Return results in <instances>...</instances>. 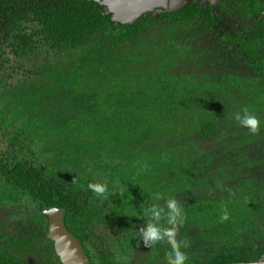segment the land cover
Listing matches in <instances>:
<instances>
[{
    "label": "trees",
    "instance_id": "trees-1",
    "mask_svg": "<svg viewBox=\"0 0 264 264\" xmlns=\"http://www.w3.org/2000/svg\"><path fill=\"white\" fill-rule=\"evenodd\" d=\"M186 13L188 11L182 9L170 16L174 21L191 22L190 19H183ZM196 21L201 24L199 20ZM138 22V25H118L116 30L111 15L93 0H0V94L7 91L16 79H20L19 75H30L31 71H27L25 65V60L30 57L42 54L47 60L53 61L65 57L70 62V69L64 75L58 74L57 82L66 84L84 79V83H81L83 80L79 82L82 84L79 91L82 98L77 101V105L84 101V108L87 109L90 107L86 103L101 100V104H91L93 111L102 105H109L107 107L114 110V147L119 151L116 153L114 148L113 170H104L101 179L97 178V174L102 169L95 167L87 171L81 168L83 172L62 177L49 170L38 150L26 144L19 132L10 133L0 126V202L5 198L7 202L20 203L23 210L26 208L28 211L23 217L20 232H14L12 236L6 234V242L13 241L17 247H22L23 253L35 248V251H30L34 253L30 257L31 261L38 262L44 257L42 255H49L51 260L56 261L55 264H59L53 254L51 241L45 237L47 222L41 212L43 205L65 210V224L80 239L91 264H133V252L145 246L138 232L144 223L134 226L130 219L127 220L128 215L119 219L113 228L111 220L105 223L108 226L101 225L99 218H103L112 200L117 202L114 208L116 215L128 210L130 200L148 198L150 206L156 203L161 205L162 201H156L155 195L171 194L165 200L175 198L184 206L183 213H187L189 218L196 217L199 223L214 222L206 211L214 210V201H209L208 195L204 198L201 195L209 190L217 192L223 189L225 185L222 186V183L226 181L223 175L226 172L221 169L219 174L222 175L214 176L215 180L211 174L197 176L202 169L196 160L189 159L192 153L186 144L189 140L183 137V142H180L178 137V131L184 124L176 122L180 113L191 105H197L199 111L205 112L207 122L200 128V133L209 136L212 129L219 126L215 122L216 118H222L226 126L223 138L228 139L227 133L234 137L228 139L229 143L237 141L236 138L239 141L250 133H246L244 127L234 119L236 113L243 115L241 110L247 108L261 120L260 129L255 135L264 151V97L243 93L241 88L238 94L225 89L227 97L221 100L214 98L215 107L211 109L210 100L199 95L198 85L190 88L192 84L184 86L175 79L171 83L170 77L164 79V72L152 76L145 70L139 72L137 64L148 57L138 54L134 47L143 46L140 33L147 32L149 25H145L144 18ZM132 44V50H128L130 48L127 46ZM250 47L255 49L247 55L251 59V67L264 80V53L258 51L261 49L259 46ZM144 49V46L141 47V53L146 52ZM87 78L89 81L85 86ZM233 80L231 78L230 82H235ZM90 84L93 86L89 88ZM253 86L264 92V82H253ZM186 87L188 91H185ZM250 94L252 100L249 99ZM152 101H156V105L148 106ZM138 110L142 118L140 124L137 118H132V113ZM97 114L91 112V116ZM155 115L162 117L161 123L152 122ZM124 123L129 126L125 133ZM117 143L125 146L124 149L118 147ZM76 147L74 145L71 154L79 151ZM64 151L62 149L57 156L63 157ZM111 163L112 159L108 160L107 167ZM239 174L235 170L227 178H237L238 190H227L221 195L222 201L216 204L220 205L219 219L225 209L231 214L228 227L247 219L246 213H255L243 207L241 211L239 203L242 200L264 198V192L262 196L259 195L252 189L256 187L254 183L246 178L239 179ZM97 181H107V199L96 196L88 189L90 183ZM248 189L252 190L248 192L249 196L241 195ZM191 195L198 197L196 209L190 200ZM241 213L244 214L242 219ZM105 219L107 221L104 217L103 223ZM221 223L224 226V221ZM215 224L220 226L218 222ZM222 232L221 237L224 239V230ZM250 238V242L242 244L234 239L231 243L224 241L214 251L199 256L198 264H261L259 256L264 249V240L257 239L256 234ZM152 249L163 258L171 251L167 243H159ZM0 264H15V259L13 256L1 255Z\"/></svg>",
    "mask_w": 264,
    "mask_h": 264
},
{
    "label": "rangeland",
    "instance_id": "rangeland-1",
    "mask_svg": "<svg viewBox=\"0 0 264 264\" xmlns=\"http://www.w3.org/2000/svg\"><path fill=\"white\" fill-rule=\"evenodd\" d=\"M156 42L154 44H159L158 41ZM152 47L147 52L149 54L148 60L140 61L136 66L139 72L145 70L150 76L158 73L164 62L169 63L170 60L176 62V59H173V57H171L172 59L166 58L162 49H160L156 56L155 51L158 48ZM161 48L167 50L165 46ZM169 50L172 53L176 52V49L173 47H170ZM136 52L139 53V50ZM25 65L27 71H31L30 75L27 78L19 75L20 79H16L7 91L0 94V126H4L10 133L18 131L20 134L22 133L28 140V145L35 151L38 150L40 156L49 161L46 164L47 167L62 177L76 172H83L82 169L87 171V169H91L92 167L102 169L97 174L100 176H102L104 170L112 171L114 166V148L116 153L119 152L118 148L114 147V110L107 107L109 105H102L98 110L93 111L91 104H101V100H93L86 103L90 107L87 109L84 108V101L77 105V101L82 98L79 94L82 84L80 85L79 82L83 80L81 83H84V79H81L79 82H66V84H61L56 80L60 76L58 74L64 75L69 72L70 62L65 57H62L59 61H53L47 60L41 54L25 60ZM186 66L189 78L180 84L184 86L188 83L195 85L202 84L199 95L204 99H209L210 108L213 109L215 107L213 104L214 98L211 99V97H215L216 92L214 88L217 87V84L214 82L218 80L214 76L216 75L215 72L210 70L206 65L201 67ZM218 72L216 71V73ZM225 73L227 75L242 74L233 70ZM166 76L167 78L170 77L177 80L176 73L165 74V80L167 79ZM88 81L87 78L85 86L88 85ZM217 83L220 84V81ZM92 86L90 84L89 88ZM228 86L234 94H238L239 90L237 89L243 87L241 84L239 87H235L234 83H228ZM185 91L188 90L185 89ZM217 96L218 98L222 97L221 94ZM156 103V101L149 102L148 106H154ZM70 106H72V117L70 115ZM91 112H97L98 114L91 116ZM170 114H173V112ZM204 114L205 112L198 110L197 105H191L188 110L180 113L176 119V122L184 124L182 129L178 131L180 142H183V137L189 140L186 143L192 150L189 159L196 160L202 169L201 173L197 174V176H209V174L212 177L213 175L219 176L221 169L226 172L225 174L228 177L235 170L254 176L258 174V166L262 165L259 161H262L263 157V153L260 152L257 146L258 137L248 133L244 135V138H240L239 141L236 138L237 141L229 143L228 139H233L234 137L230 133H227L228 139L223 138L226 133L224 131L226 130V126L223 124L224 119L222 118H216L215 122L219 126L213 128L209 136L202 135L199 130L207 122ZM132 115L133 119L137 118L136 121L139 124L142 122L139 110L134 111ZM161 119V116L155 115L152 122L158 124L161 123ZM128 127L124 123V133L127 132L126 129ZM243 129L246 130V133L249 132L247 128L244 127ZM243 129L242 131H244ZM74 145H77L76 149L79 151L71 154L74 152ZM117 146L123 147L119 143H117ZM62 149L65 150L64 156H57ZM90 149L92 152H90ZM110 159H112V163L107 167L106 164ZM74 163H78V165ZM224 167L227 169L225 170ZM89 172L97 173V171ZM233 184V186H236L237 178H235ZM213 192L209 190L201 196L204 198L208 195L209 201L216 202L215 208L219 209L220 205L216 206V204L222 201L221 195L225 191L217 190V192ZM164 196L162 195L163 198ZM140 202L142 203L133 205L130 200L128 202V210L126 209L121 214L115 215L114 227L118 219L126 216L125 212H128V214L132 212L135 216L145 212L143 209L149 205L150 199H144ZM214 213L217 214L218 212ZM186 217L188 216L184 217V223L179 229L177 239L183 240L186 237L195 235L200 244H212L216 241L215 239H217L219 234L218 229L221 230V226L218 227L213 223H198V229L195 231L194 222L196 220Z\"/></svg>",
    "mask_w": 264,
    "mask_h": 264
},
{
    "label": "flooded vegetation",
    "instance_id": "flooded-vegetation-1",
    "mask_svg": "<svg viewBox=\"0 0 264 264\" xmlns=\"http://www.w3.org/2000/svg\"><path fill=\"white\" fill-rule=\"evenodd\" d=\"M182 9L188 11V13H186L185 15V18L183 19L184 20L190 19L191 22L174 21L171 18L170 16L171 13L180 11ZM141 18L145 19V25H149V27L147 32L142 31V33H140V39H141L140 42L146 48L144 49L146 52L141 53V47L143 46L141 47L135 46L134 48H137L136 50H139L140 52L138 54H143L149 58V54H147V52L149 51L150 47L153 46L152 48H158L155 51L156 56L158 55L160 49H162V52L166 58L169 57L170 59H172L171 57H173V59H176V62H172V60H170L169 63L164 62L160 68L159 74L160 73L162 74V72H164V74L176 73L177 80L175 78L173 79H175L176 82L181 81L182 83L184 80L189 78V73L186 72L187 70L186 65H190L192 67L193 66L201 67L206 65L210 70L215 72L216 75L214 76L218 79L217 82L220 81V84L214 82L215 84H217L216 88L213 87L216 93H215V97H211V99L216 98L218 100H221V98L226 96V93L224 91L225 89L231 91L228 86V83H231L230 82L231 78H233L234 79L233 81H235L233 82L235 87H239L237 86L238 84L239 85L241 84L243 86L241 88L242 90H240L241 92L251 93L254 95L258 94L264 97V92L260 91L261 88H257L253 86V82H255V84L259 82L262 83L264 82V80H262L259 74L252 69L250 64L251 59L247 56L248 54L254 52L255 50L252 47H250V45L259 46L261 49H258V51L264 53V51L262 50V48L264 49V0H186L184 6L180 7L176 11H162V10L159 11L158 8H156L153 11H148L144 13L134 24H120L114 22V27L117 30L118 25H138L140 23L138 21ZM196 20H199L201 24H198ZM139 27L142 30V26L140 25ZM156 41H158L159 44H154V42L157 43ZM133 46L134 44L127 46L128 48H130L128 50H132L131 48H133ZM163 46H165L167 50L161 48ZM226 46H228V48H226ZM170 47L175 48L176 52L175 53L170 52L169 50ZM241 54L244 55L237 56ZM148 58L140 61H146L148 60ZM230 70L238 71L241 72L242 74L227 75L225 72H229ZM216 71L219 72L216 73ZM173 79L170 80L171 83ZM189 84L191 83H188L187 85ZM194 85L195 84H192L190 88H192ZM198 85H199L198 87L201 90L202 84H198ZM218 94H221L222 97L218 98L217 96ZM251 94L249 98L250 100H252ZM20 135H22V133ZM22 137L26 141V144H28L27 142L28 140L26 139V137H24L23 135ZM257 146L260 152L263 153V157L261 159L262 161H259L262 163V165L260 167L258 166V170H259L258 174L254 176L247 173L243 174L240 172L239 179L246 178L252 181V184L254 183V185L256 186L255 188L252 189L254 191H257L259 195L262 196L261 193L264 192V151L262 149L261 143L258 142ZM41 159L44 160L43 163L45 162L47 164L49 162L43 159L42 157ZM94 173L96 174V172ZM221 175L222 174H219V176L216 177H220ZM223 176L226 181L222 183V186L224 185L225 186L221 190H224L225 193L229 189H232L234 190V192H236L239 188L237 184H236L237 187L232 186L230 188V186L233 184L235 179H231V180L230 178L227 179L228 176L226 174H224ZM97 178L101 179V176L99 175ZM213 179L215 180L214 175H213ZM251 191L249 189L244 190L241 195L249 196V193H251ZM169 196L170 195L167 194L164 196V198L161 200L162 201L161 206L165 205L166 203L165 199ZM190 197H191L190 200L192 201V205L195 207V209L198 208V202H195L196 200H198V197L194 195H191ZM252 198L255 199L256 201L242 200L241 203H239L241 207L240 210L242 211V207L249 208L253 210L256 214L246 213L248 218L245 220H240V222L239 223L237 222V224L233 227L231 226L228 227V225H230L231 223L230 213H229V219L225 220L224 226H222L221 218L220 219L218 218L219 214L214 213L216 212L215 211L216 202H213L214 210L212 212L210 210H206L207 214L210 215L211 219L214 221L209 223L210 224L213 223L215 225V222H218L222 228L221 230L218 229L219 232L218 237L217 239H215L216 241L212 244L211 243L200 244L199 241L196 239L195 235L184 238L183 240H187L189 245L187 248L182 249L188 255V260L186 261V264H198L199 256H205L206 254H208V252L214 251L216 247L224 243V241L231 243L232 240L234 239L240 242V244H242L244 242H250L252 239L250 237H253L255 234L256 236H258L257 239H261L263 241L264 240V210H263L264 206L262 205V203L264 202L263 200L264 198L262 199H258L256 197H252ZM25 200L27 201V198H25ZM141 200L143 201L144 199L138 198V199H133L131 201L134 205L136 203L141 204L142 203L140 202ZM164 200L165 202L163 204ZM115 202L116 201L112 200L108 208L104 211L103 218L104 217L107 218V221L105 219V222L103 223V218L101 219L98 217L103 227L109 225V224H105L108 222V220L109 221L111 220L112 223L111 227L114 226ZM252 206H254L255 208H252ZM50 207H57V206L43 205L41 207L42 214L46 216L47 225H48V217L46 214L43 213V209ZM148 207H150V203L148 206L145 207V209H147ZM145 209H143V211H145ZM62 210L64 211L63 221L65 224V210L64 209ZM219 211L220 209H217V212ZM26 214H28V211L26 210V208L23 210V207L20 203L7 202L5 198L2 199V202H0V256L1 255H9L11 257L13 256L15 259V264H22V262L23 264H55L56 261L51 260L49 255L47 256L42 255L44 257L42 258V260L38 259L39 260L38 262L36 260L31 261L30 257L34 255V253L33 252L31 253L30 251L32 250L35 251V248L26 250V253H23L21 250L22 247L21 248H19L20 246L17 247V245L13 243V241H11L10 243L6 242L7 239L6 234L12 236L14 232L15 233L20 232L22 228L21 224L23 221V217ZM183 214L184 217L188 216L187 213H183ZM126 215H128L126 216L127 220L130 219L131 220L130 223H132L134 226L135 224L141 225L143 223L145 224L146 222V217L144 215V212L136 216L133 215V213ZM210 216H208V218ZM243 217L244 214L241 213V219ZM192 219L196 220L194 222V227H196L195 228L196 231L198 229L199 220L196 219V217ZM134 226H131V228ZM223 230H224V239L221 237ZM46 234H47V226H46L45 237L51 241L53 254L57 258L58 263L62 264L59 258L55 254L53 241L49 239ZM74 237L76 236L74 235ZM77 239L81 244L80 239L79 238ZM38 244L39 243L37 242L36 246H38ZM81 247L88 257L89 264H91V259L88 253L83 248L82 244ZM263 254H264V249L262 250L259 256L261 264H263L262 263ZM131 259H132L131 262H133V264H167V259L163 258L159 254V252L154 251L152 248L146 246H144V248L139 247V249L135 250L132 254Z\"/></svg>",
    "mask_w": 264,
    "mask_h": 264
},
{
    "label": "clouds",
    "instance_id": "clouds-1",
    "mask_svg": "<svg viewBox=\"0 0 264 264\" xmlns=\"http://www.w3.org/2000/svg\"><path fill=\"white\" fill-rule=\"evenodd\" d=\"M243 115L236 113L234 119L247 128L251 134H256L261 125L259 117L247 108L241 110ZM88 189L98 197L108 198L109 190L107 181L94 182L88 185ZM124 189H121L123 191ZM161 194H156L154 199H162ZM146 223L138 230L141 240L146 247L152 248L159 243H167L171 251L166 254L167 264H186L188 255L182 249L187 248V240L177 239L179 229L184 223L183 207L175 198H168L164 206L152 204L145 209ZM229 219L225 209L221 215V221Z\"/></svg>",
    "mask_w": 264,
    "mask_h": 264
},
{
    "label": "water",
    "instance_id": "water-1",
    "mask_svg": "<svg viewBox=\"0 0 264 264\" xmlns=\"http://www.w3.org/2000/svg\"><path fill=\"white\" fill-rule=\"evenodd\" d=\"M90 1V0H89ZM111 15L114 22L133 24L142 14L158 8L159 11H176L186 0H93ZM160 8V9H159ZM48 217L47 237L53 241L56 256L62 264H89L76 237L66 228L64 211L57 207L44 208ZM264 264V254L262 255Z\"/></svg>",
    "mask_w": 264,
    "mask_h": 264
}]
</instances>
